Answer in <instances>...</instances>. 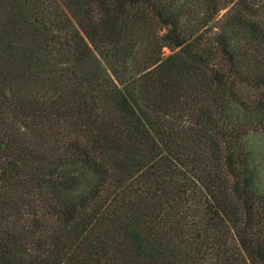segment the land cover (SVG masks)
<instances>
[{
  "label": "trees",
  "instance_id": "1",
  "mask_svg": "<svg viewBox=\"0 0 264 264\" xmlns=\"http://www.w3.org/2000/svg\"><path fill=\"white\" fill-rule=\"evenodd\" d=\"M260 132L264 0H0V264H264Z\"/></svg>",
  "mask_w": 264,
  "mask_h": 264
},
{
  "label": "rangeland",
  "instance_id": "2",
  "mask_svg": "<svg viewBox=\"0 0 264 264\" xmlns=\"http://www.w3.org/2000/svg\"><path fill=\"white\" fill-rule=\"evenodd\" d=\"M164 52L167 55L171 53V50L164 48ZM248 142L255 174L256 189L258 192L264 194V132L251 135L248 138Z\"/></svg>",
  "mask_w": 264,
  "mask_h": 264
}]
</instances>
